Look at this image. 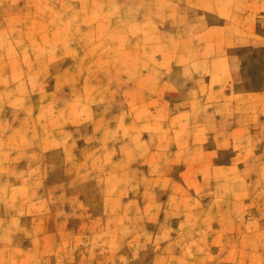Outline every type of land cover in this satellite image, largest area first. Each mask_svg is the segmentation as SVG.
I'll return each instance as SVG.
<instances>
[{
	"label": "rangeland",
	"instance_id": "obj_1",
	"mask_svg": "<svg viewBox=\"0 0 264 264\" xmlns=\"http://www.w3.org/2000/svg\"><path fill=\"white\" fill-rule=\"evenodd\" d=\"M263 37L264 0H0V264H264Z\"/></svg>",
	"mask_w": 264,
	"mask_h": 264
},
{
	"label": "crops",
	"instance_id": "obj_2",
	"mask_svg": "<svg viewBox=\"0 0 264 264\" xmlns=\"http://www.w3.org/2000/svg\"><path fill=\"white\" fill-rule=\"evenodd\" d=\"M264 38V37H263ZM263 46H264V43H263ZM241 94H245V93H241ZM258 94V93H257ZM247 95V94H246ZM239 102H241V101H239Z\"/></svg>",
	"mask_w": 264,
	"mask_h": 264
}]
</instances>
